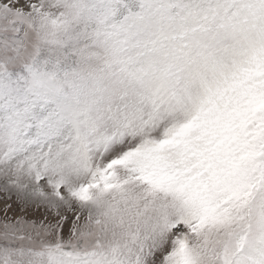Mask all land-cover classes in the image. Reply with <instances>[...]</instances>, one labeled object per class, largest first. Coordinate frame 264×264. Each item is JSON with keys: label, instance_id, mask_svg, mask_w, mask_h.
Returning a JSON list of instances; mask_svg holds the SVG:
<instances>
[{"label": "snow or ice", "instance_id": "snow-or-ice-1", "mask_svg": "<svg viewBox=\"0 0 264 264\" xmlns=\"http://www.w3.org/2000/svg\"><path fill=\"white\" fill-rule=\"evenodd\" d=\"M0 264H264V0H0Z\"/></svg>", "mask_w": 264, "mask_h": 264}]
</instances>
